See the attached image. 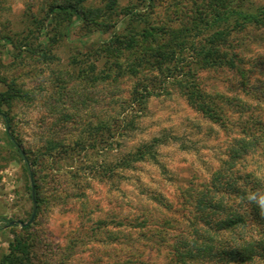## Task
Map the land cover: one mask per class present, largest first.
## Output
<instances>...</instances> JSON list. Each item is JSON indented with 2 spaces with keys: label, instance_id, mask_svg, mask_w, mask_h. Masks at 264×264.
I'll return each instance as SVG.
<instances>
[{
  "label": "rangeland",
  "instance_id": "1",
  "mask_svg": "<svg viewBox=\"0 0 264 264\" xmlns=\"http://www.w3.org/2000/svg\"><path fill=\"white\" fill-rule=\"evenodd\" d=\"M107 3L0 0V108L11 118L23 146L41 160L37 217L28 229L0 220V261L13 240L29 241L38 235L47 244L42 252L48 264L112 263L123 242L122 228L117 226L119 216L131 213L135 207H156L149 199L152 191L173 200L177 188L205 184L215 170L239 176L240 185L251 172L261 179L264 188V150L243 155L230 169L224 163L235 130L244 124L256 130L264 128V26L247 24L229 36V55H233L235 68L199 72L200 87L216 103L222 117L223 124L218 125L189 107L177 87L161 85L157 73L150 72V82L144 75L138 76L154 92L133 107L129 106L128 96L135 78L109 84L90 80V62L99 66L102 60V54L97 57L93 48L113 40L122 31L123 20L114 23L115 28L114 20H104L100 26L75 22L71 13L55 7L72 4L85 11ZM144 3L119 0L120 6H129L122 13L145 10L152 22L172 27L198 21L202 32L206 31L203 26L207 24L204 15L208 4L217 3L216 8L222 10L243 6L248 11L264 6V0H153L148 8ZM190 54V50L183 52L185 58ZM107 103L112 105L107 108ZM119 112H124L125 121L133 127L124 135H117L118 129L113 131L105 144L85 148L79 156H60L61 146L48 145L51 140L62 145L80 140L85 147L90 142L89 124ZM4 130L0 118V217L26 222L33 207L31 181ZM154 138L159 139L154 160L138 161L127 169L119 166L122 152ZM72 146L79 150L76 144ZM86 151H92V156ZM50 154L56 159L53 165ZM94 161L106 168L99 180L91 177ZM50 166L65 168L67 178L59 177L54 182L53 176L60 173L49 171ZM76 172L78 177H69ZM59 186H67L66 192ZM98 219L104 222L95 226ZM81 221H85V231L90 226L93 231H88L91 235L86 237L81 235L78 246L71 247L68 254L65 246ZM154 256L157 261L161 258V254Z\"/></svg>",
  "mask_w": 264,
  "mask_h": 264
},
{
  "label": "trees",
  "instance_id": "2",
  "mask_svg": "<svg viewBox=\"0 0 264 264\" xmlns=\"http://www.w3.org/2000/svg\"><path fill=\"white\" fill-rule=\"evenodd\" d=\"M214 1L222 3V0ZM144 2L145 8H148L153 0ZM106 3L105 6L96 5L85 11L72 4L55 7L56 10L71 13L75 22L86 21L100 26L104 20H114L112 25L115 28L114 23L123 20L124 27L121 32L115 34L113 40L93 48L97 57L102 54V60L99 66L90 62V80L97 81L98 84H109L127 77L135 78L128 96L129 106L133 107L141 104L146 96L154 92V88H148V84L143 83V79H138V76L144 75L150 82L151 78L148 77L150 72H154L157 73L161 85L177 87L187 105L202 117L215 124H223L222 117L215 107L216 103L209 99V95L200 87L199 72L216 68H235L233 55H229L228 38L234 31L241 30L247 24L264 26V6L258 11H248L243 6L234 10H222L216 8L217 3L208 4L204 15L207 24L203 26L206 31L202 32L198 21L195 20L196 24L194 22L193 25H160L148 18V11L130 9L122 13V9L129 6H120L119 0H106ZM185 50L191 51L189 58L183 56ZM110 105L112 104L107 103L104 106L109 108ZM0 118L4 123L7 141L26 167L29 180L34 186V198L38 203L37 179L41 160L23 146L14 133L11 118L1 108ZM247 125L244 124L233 134L230 152L224 160L225 165H228L227 169L233 168L243 155H254L264 150V128L259 126L256 130ZM88 127L90 142L87 146L84 147L80 140L72 142L79 150L73 149L70 144H57L55 140L48 142V145L61 146L63 149L58 152L60 156L62 153L79 156L82 150H91L107 143L113 131L118 129L120 131L116 132L117 135H124L133 125L125 121L124 112H119L111 118L102 117L94 125L90 123ZM158 142L159 139L154 138L141 143L134 150L122 152L118 160L119 166L127 169L133 167L132 163L146 159L154 160V147ZM92 154V151H89L88 155ZM53 156L50 154L52 165L54 160L56 161ZM93 164L90 167L91 177L99 180L106 168L95 161ZM64 169L58 166L48 168L49 171L60 173L53 176L54 182H58L59 177L67 178L69 172ZM256 174L261 176V173ZM78 176L77 172L69 175L70 178ZM238 179L239 176L227 174L225 170H215L205 184H190L185 188H177L173 200H169L162 193L150 191L149 199L156 207H135L131 213L126 212L119 216L117 226L122 228L123 242L116 260L107 264H164V261L165 264H264V216L259 214V209L254 203L245 199L248 192L264 191L263 183L251 172L246 173L241 185ZM59 183L62 185L61 181ZM66 187L59 186V190L64 193ZM38 210L37 206L31 223L37 217ZM0 220L7 224L11 221L5 217H0ZM85 221H81L74 229V237L65 246L68 254L71 247L78 246L82 237L91 235L88 231L92 233L93 227L90 226L85 231ZM103 222V219H98L95 226ZM31 223L22 229H28ZM42 239L34 235L29 241L23 238L13 240L0 263L48 264L42 252L47 244ZM155 254H161L160 260L155 259Z\"/></svg>",
  "mask_w": 264,
  "mask_h": 264
},
{
  "label": "clouds",
  "instance_id": "3",
  "mask_svg": "<svg viewBox=\"0 0 264 264\" xmlns=\"http://www.w3.org/2000/svg\"><path fill=\"white\" fill-rule=\"evenodd\" d=\"M245 199L250 203H254L259 209V214L264 216V191L248 192Z\"/></svg>",
  "mask_w": 264,
  "mask_h": 264
},
{
  "label": "water",
  "instance_id": "4",
  "mask_svg": "<svg viewBox=\"0 0 264 264\" xmlns=\"http://www.w3.org/2000/svg\"><path fill=\"white\" fill-rule=\"evenodd\" d=\"M31 198H32L33 207H32V213H31L30 218L26 222L10 221L8 225H13L15 223H18V224H20V226H27V225H29L32 222V220H33V218L35 216V211H36V201H35V198H34V186H33V184H31Z\"/></svg>",
  "mask_w": 264,
  "mask_h": 264
}]
</instances>
